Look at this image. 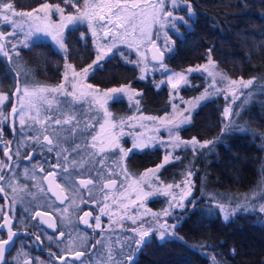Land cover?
<instances>
[{
    "label": "trees",
    "instance_id": "trees-1",
    "mask_svg": "<svg viewBox=\"0 0 264 264\" xmlns=\"http://www.w3.org/2000/svg\"><path fill=\"white\" fill-rule=\"evenodd\" d=\"M10 2L18 10L31 9L43 2L60 3L59 0ZM191 3L193 15L178 23L177 33L171 35L173 51L165 54L164 61L175 70L203 65L208 62L207 53L212 49L215 73L229 80L251 79L253 84L242 89L233 104L238 113L233 118V130L221 132L222 113L227 106L224 94L210 95L194 110L191 122L181 126L180 137H196L199 142L214 143L195 154L188 148L179 159L175 158L161 168L160 177L172 180L189 158L195 199L188 200L190 206L177 217L174 253L168 244H161L157 249L155 245L151 254L145 255V263L211 264V257L215 256L219 264H264V213L259 212V205L264 204V200H258L255 211L241 210L230 215L228 220L215 207L216 199L211 200V195L220 194L225 200L236 196L240 201L247 194L250 196L252 189L264 188V0H191ZM177 11L187 14L186 8ZM73 36L72 31L65 41L68 52L63 56L51 47L46 48L44 43L19 47V54L11 61L14 64L0 55V89L11 90L17 84L31 82L57 83L63 57L85 59L93 54L89 36L86 43L80 42L79 38L74 40ZM116 55L102 61L96 71L98 76L90 77L91 82L107 87L126 81L139 91V110L155 114L168 112L167 84L161 83L157 88L150 77L140 79L138 67L123 61L117 52ZM187 75L189 84L180 88L179 96L189 100L204 94L211 76L203 71ZM220 80L218 77L217 81ZM217 87L223 88L222 82ZM111 105H118L121 113L130 109L124 106L122 99ZM162 155V149L157 146L135 151L125 158L126 168L137 173L159 163ZM200 186L212 192L201 194ZM235 200L220 203L235 208L243 202ZM163 205L162 198H151L148 202L151 209L161 210ZM154 237L151 241L156 243ZM149 244L145 245L146 249L153 243Z\"/></svg>",
    "mask_w": 264,
    "mask_h": 264
},
{
    "label": "snow or ice",
    "instance_id": "snow-or-ice-1",
    "mask_svg": "<svg viewBox=\"0 0 264 264\" xmlns=\"http://www.w3.org/2000/svg\"><path fill=\"white\" fill-rule=\"evenodd\" d=\"M79 3V0H64V4L72 5V7H76V4ZM183 5L187 9V15L191 17L193 15V4L191 0H170V8L169 10V0H105L103 4H89L88 0H85L84 11L79 12L78 15H64V9L57 5H50L48 3H43L37 9H33L32 12L23 13L16 12L15 6L10 0H0V22L7 23L13 29L10 33L0 32V41H8L18 38V31L23 30V23L20 21L25 17L28 18L27 22L29 23L30 31L25 34L24 40H17V43H11L10 47L6 44H0V52L3 53L4 56L11 58L13 52H16L18 45H22L23 47H28V37L33 35V31H31L33 27V22H37L35 24V32H45L51 36L52 41H54L60 50H63L65 53L68 52L65 41V28H68L70 25H74L77 23H84L87 21L88 29L92 33L93 43H95V38L99 36V30H103L104 40H111L112 42L107 46V52H100L96 59L93 60L91 64L87 67L83 68L80 72L75 71L73 69V74L71 77L68 76L67 71H65V82L61 83L55 88H46V87H38L29 89L27 87L21 88L19 84L16 85V91L12 92L9 90L0 89V105H5L6 103L12 102V97L15 96L19 102L20 107L18 108L16 104H13L11 109V116L13 117L11 131L16 134L17 129L15 127V118L19 117V125H20V139L16 141L17 149L16 152L13 153L11 150V145L13 141L5 140V134L3 130H0V149L3 151L4 157L8 160L7 172H13L12 166V158L15 155L17 158L20 157V148L25 145L39 146L41 154H44L45 151L50 154L56 151V162L53 163L50 160L45 161V163L51 165L52 170H48L46 175L43 176V181H48L49 185H55L56 188H60L59 184H56L57 178V169H63L65 174L68 173V161L69 156L66 154L69 149L61 148L59 151V130L66 125H71L74 120H76V115L74 112H69L65 114L64 119L54 118V117H45L44 119H39V109L37 108V116H26L25 114V99L29 100V110H31L34 106L31 104L32 98L44 99L46 100L45 93L50 94H59L64 96L65 98H71V100H65L64 103L67 104L69 110H71L72 105L76 102L82 101L87 97H91L94 104L98 105L100 109H103L104 116L106 118L105 123H108L107 118L110 117L111 113L107 110V103L109 101H118L120 99V94H126L128 96L129 101H133V99L140 95L134 89L130 87L129 84H122L119 87L108 88L103 93L100 92L99 89L94 88L93 85L88 84L84 85L83 83L78 81V78L83 75L85 77L89 76L91 72H93L96 68L99 67L100 62L103 61L108 53H111L113 49L116 47V41L127 42L129 48L134 46V42H128V37L130 35H135L136 25L133 24V21L137 19V16L146 17V19L142 20V24L147 26L148 31L146 32L144 28H141L140 36L148 35L147 43L151 44V50L153 51V55L151 57L152 61H155L159 64L158 70L165 74L170 72L167 65L164 63L165 53L173 51L170 39L168 37V33L164 32V44L161 46L158 44L159 33H157V38H151V28L153 26L158 25L160 30H163L166 26H170L175 28V21H184V16H174L173 10L176 9L179 5ZM99 9V12L96 11ZM139 9V12L137 11ZM59 11L61 14V21L59 24L53 25L49 19L47 24L41 26L39 21L45 19L39 15L40 12H51V11ZM36 14V15H34ZM132 26V32L129 33L128 28ZM87 33H81L80 39L87 40ZM137 52L140 54L141 59L137 61H129V63H134L137 66L144 65L141 68V71H148L146 64V57L143 53L140 52L141 44H135ZM99 51V50H98ZM211 51L209 49L208 55V64L207 65H198L195 68H188L187 73H193L198 71L207 72L209 76L213 77L212 83L205 89V93L199 97H196L194 100L187 101V107L183 109L180 108L179 105L172 103L173 107V115L169 118L167 115L163 118H159V122L161 126L165 127L169 132V140H157L155 137H149L146 141L144 139L143 134L139 137H134L132 148L124 149L120 147L118 138L116 136H112L110 141L107 144L101 142V146L98 151H96L97 145V137L92 136L91 143L87 140L84 141V149H82L80 144H76L75 147L71 148V152L75 154H79L82 150L87 151V159L82 157L79 161L72 160V166L75 167L77 165L80 166L81 169H84L91 163L94 167L96 162L98 161L100 167L97 168L98 175L102 172L103 166L105 164V160L102 158L109 149L119 148L121 157H128L134 150L136 149H145L151 146L152 143H159L168 153L164 156V160L162 164L156 165L155 168H151L146 170L144 174L141 176V180L138 184L147 183L149 187H152L150 181L154 178L158 180L157 173L159 170L164 167L165 164L170 162V157L172 156V152H169L171 148L173 151L176 149H186L188 147L192 148L193 153L195 154L198 150L210 147L214 141H204L203 143L199 142L196 137H192L190 140H182L179 135V130L182 125L188 124L191 122V118L193 116L194 110L200 105L202 101L207 99L210 95L213 94H224L226 105L223 109L222 118H223V127L221 128V132H229L233 130V118L238 115V113L234 110L233 104L239 98L238 92L242 89H247L249 85L253 84V80L244 81L240 80H229L226 76L221 75V80L217 81L215 79L216 75H220L215 72L209 71V69L214 68L215 64L211 58ZM18 55L19 53L16 52ZM66 69L71 68L72 65H65ZM140 79H144V76H141ZM73 81L71 83V91H68L67 85L69 81ZM226 87L220 88L217 87L218 83L225 82ZM167 84L171 90L170 94L172 95V100L175 101L179 97L180 88L182 86H186L189 84L188 75L184 72H173L171 75L167 77ZM164 83L161 81L157 83L155 87L159 88L160 84ZM182 99V98H181ZM49 103H51L49 101ZM140 101L136 100V104H139ZM0 117H3V123H7L8 116L5 115L2 111H0ZM92 119H95L94 117ZM148 119L152 120L154 123L157 118L149 117ZM29 121H32L30 124ZM46 121L48 123H46ZM36 125H39L40 128H36ZM123 126V121L121 122V127ZM93 127L91 121H89L83 130L77 127H73L71 132L75 135L79 133L82 136H86L88 134V130ZM105 125H101V128H104ZM115 127V125H112ZM27 129H35L36 135H29L26 131ZM48 133V134H45ZM175 133V135H173ZM42 136V140H41ZM53 137H56L54 141ZM219 139V137H217ZM34 155V152H29L24 157V159L31 160ZM61 157L63 158V162H61ZM179 159V157H176ZM5 167L4 161H0V170ZM36 166H34L35 168ZM27 169H25V174L27 175ZM40 173H44L46 169L41 165L39 167ZM192 172L188 171L185 181L183 182V188L178 195H173V188H179L180 185H166L165 189L161 192L159 189H156L155 192H143L141 190V194L137 196L136 200H131L128 205H125V209L132 206L138 205L139 207H143L144 200L148 197L153 196L157 193L163 194L165 196H172V200L169 201L168 207L162 209L161 212L151 213L150 210H145L144 216H148L149 214L152 217V222L149 223V226L145 228V221L141 219L139 214L135 216H127V219L132 221L133 225L139 224V228L133 227L130 231L132 232V236L128 238L127 241H117L116 243L121 245V251L119 255L124 257L120 259L118 262L114 260L113 256L110 254L108 257L109 264H135V254L142 250V247L150 242V234L153 232H159V238L161 241L165 240L168 236L175 235V228L177 225H169L168 217L172 215V210L175 208H184L185 202L192 196V184H191ZM33 178H35V172H33ZM127 175H125V179H127ZM8 180L9 184L5 185L3 182ZM42 181V182H43ZM264 183V181H262ZM79 185L83 187L93 186V180H80ZM117 185L116 180H108L104 185V189H109L115 187ZM11 186V178H9L5 174H0V192H6L7 187ZM51 191V187L48 189ZM13 193L16 192V188L12 187ZM59 198V197H58ZM107 199V198H106ZM213 200L216 199L215 196L212 197ZM256 200H264V188H261L259 191H253L251 196H245L243 198L242 204H237L235 208H231L230 205H225L224 203L217 202L215 207L219 208L220 212L223 213L224 219L228 220L230 215L235 214L238 211L244 210H256ZM173 201H175L173 203ZM94 203H96L94 201ZM99 207V204L97 203ZM0 212H3V223H0V232H3L5 228H7V238H0V264H13V261H9L6 258V252L9 250V247L12 245L17 233L13 231V218L10 216L12 212V208L10 207L8 211H5L4 208H0ZM101 214L94 217L96 224L95 228L99 229L102 227L100 220L101 216L109 215L107 211V205L100 210ZM259 212L264 213V204L259 205ZM44 217H49V219H44ZM92 218V212L86 211L83 216L80 217V220L85 225H90L89 219ZM125 217H121L124 219ZM33 219H40L42 224H47L49 228L57 230V225L54 222H50L51 214L48 212H40L36 211ZM161 219H163V223H161ZM111 220V216H110ZM65 236L64 232H59V235L56 237L57 242H61ZM41 239L40 235L35 236V241L39 242ZM49 240H53V236H48ZM135 241V247L133 248L132 241ZM74 242H70L69 246L62 251V254L57 255L55 253H49L50 258L55 256L61 264H70L68 260V254L71 253L75 261H80L82 257L85 256L84 251H75L71 252V247ZM101 243V241H97V244ZM125 248L127 249L125 251ZM93 250H95V245H93ZM111 253V249L109 250ZM235 253H233L234 255ZM19 255H27V253L21 252ZM207 257V254H204ZM16 264H19V258H14ZM25 264H30V262L26 261ZM32 264H38V262H32ZM55 264V261H53ZM103 264V262H102ZM211 264H219V261L216 260L215 256L211 257Z\"/></svg>",
    "mask_w": 264,
    "mask_h": 264
},
{
    "label": "rangeland",
    "instance_id": "rangeland-1",
    "mask_svg": "<svg viewBox=\"0 0 264 264\" xmlns=\"http://www.w3.org/2000/svg\"><path fill=\"white\" fill-rule=\"evenodd\" d=\"M60 3H48V2H43V3H48L50 5H57L59 4L61 8L64 9V15L68 16V15H78V9L79 12H83L84 11V5H85V0H79V3L76 4V7H72V5H65L64 4V0H59ZM73 2L75 3V0H73ZM105 2V0H88L89 4H103ZM41 3V4H43ZM37 5L31 9H15L16 12H23V13H28V12H32L33 9H37L39 8V6L41 5ZM180 8H185L182 4L179 5L176 9L173 10V15L174 16H184L185 20L189 17L185 12H183V14L179 13L177 10ZM169 10H172L170 8V0H169ZM97 12H99V9H96ZM139 12V9L137 10ZM36 15V14H34ZM39 15L41 17H44L45 19H43L42 21H39L38 23L41 24V26H43L44 24H47L50 21L53 25L59 24L61 21V14L59 11H51V12H40ZM146 19V17H140L137 16V19L135 21H133V24H135L136 27V32L135 35H130L128 37V42H134V46L129 48L128 43L127 42H121V41H116V47L113 49V51L111 53H108L106 58L112 54H114L116 57V52L118 54V56L123 59V61L127 62L130 65L133 66H137L134 63H129V61H137L139 59H141L140 54L137 52L135 44H141L140 47V52L144 54V56L146 57V64H147V68L149 69L148 71H141V68L144 67V65H140L137 66L138 70H137V75L140 78L141 76L145 77H150L152 79V81L154 82V84L156 85L157 83H160L161 81H164L167 84V77L168 75H171L173 72H184L186 75L187 73V69L190 67H187L185 69H180V70H175L173 68H171V66H169L167 64V62L164 61V63L167 65L168 69H170L171 71L168 72L167 74L158 71V70H153V69H158L159 68V64L157 62H152L150 60L149 57V52H148V46L150 45L149 43H147L148 40V35L145 36H140V31L141 28H144L145 31L147 32V26L145 24H142V20ZM28 18L25 17L23 20H21L20 22L23 23V30H19L18 31V38L11 40V42L8 41H0V44H6L8 47H10L11 43H17V40H24L25 39V34L27 32L30 31L29 29V23L27 22ZM183 22V21H175V28H172L170 26H166L163 30L159 29V26H153L151 28V38L156 39L157 38V33H159V39H158V44L161 46H163L164 44V32L166 31L168 33V37L170 39V42L172 44L173 42V38H172V34L173 33H177V26L178 23ZM37 22H33V27L31 29V31H33V35L28 37V44L29 46H37L40 43H44L46 48H53L55 50H57L59 53L63 55H65L66 53L63 50H60L58 45L52 41L51 36L48 35L45 32H35V24ZM74 28H76L74 30ZM83 28V29H82ZM80 30V32H79ZM13 29L11 28V26L7 23H2L0 22V32H4V33H10L12 32ZM65 36L66 39L71 37V33L72 31L74 32V40H76L77 38H79L80 42L82 43H86L85 40H81L80 36L81 33H87V36L90 37V40L92 42V49H93V54L90 56H83L80 55L81 57H85L84 58H77V59H72L70 60L68 57H63L62 61H61V76H60V80L57 83H39V82H31L30 84L24 85V84H19V86L23 89L25 87L29 88L30 90L33 88H38V87H46V88H55L58 85H60L61 83L65 82V71H67V74L69 77L72 76L73 74V69H75V71L80 72L83 68L87 67L89 64H91L93 62V60L96 59L97 55L100 52H107V46L108 44H110L112 41L111 40H104L102 39L103 37V30H99V36L95 38V43H93V37H92V33L91 31H89L88 29V24L87 21H85L84 23H77L74 25H70L68 28H65ZM129 33L132 32V26L130 25L128 28ZM19 47H23L22 45H18L16 52H18V48ZM99 50V51H98ZM116 51V52H115ZM16 52H13L11 55V58L4 56L2 52H0V55L7 57L11 61L14 59ZM168 52H166L165 54H167ZM67 64L72 65L71 68H67L65 67ZM102 61L100 62L99 67L101 66ZM11 64H14L13 62ZM207 63L203 64V65H207ZM16 66V65H15ZM197 65L195 66H191L192 68H195ZM98 67V68H99ZM96 68L93 72H91L89 74V76L85 77L83 75H81L78 78V81L83 83L84 85H88L91 84L94 86V88L99 89L101 93H103L106 89L108 88H114V87H119L122 84H129L126 81L117 85H112V86H107V87H100L98 85H96L95 83L91 82V78L93 75L94 77H97V69ZM19 69L22 70V68ZM209 71L214 72L213 68L209 69ZM25 73V72H24ZM217 73V72H216ZM220 74V73H218ZM16 75H14L13 77H15ZM218 77L221 78V75H216V78L218 80ZM213 81V77L211 76L210 79V84ZM73 81H69L68 85H67V89L68 91H71V83ZM223 88L226 87V81L222 82ZM168 86V84H167ZM131 87V86H130ZM132 88V87H131ZM16 89V85L12 87L11 91L14 92V90ZM134 89V88H132ZM137 93H139L138 90L134 89ZM171 90L168 86V98L167 101L170 104V109L168 112H164L163 114H155L152 112H142L141 110H139V104H136V100H138V96H136L133 101H129L128 96L126 94H120V99L123 100V103H125V107L130 108L128 110V112L125 113H121L120 109L118 107V105L116 107H113L111 105V102L113 101H109L106 105L107 110L109 113H111L110 117L107 118L108 123H105V116H104V112L103 109H100L98 105L94 104L92 101L91 97H87L82 101L76 102L72 105L71 110L75 113V115H80L83 117L82 120H86V121H91L94 124V133L93 136L97 137V149L96 151H98L99 147L101 146V142H103L104 144H107L110 139L112 138V136H116L118 138L119 141V145L120 147H123L124 149H129L132 148L133 145V139L134 137H139L141 134H143L144 139L147 141L149 137H155L157 140H164L167 141L169 140V132L168 130L161 126L160 122H159V118H163L166 115L171 118L173 115V107H172V103L174 102L175 104L179 105L181 109H183L184 107H187V101L190 100H194L196 97H199L201 95H197L192 99H187L185 97H178L177 99H175V101L172 100V95L174 94H170ZM239 94V92H238ZM46 96V100L44 99H37V98H32L31 99V104L34 106L31 110H29V100L25 99L24 103H25V114L26 116H37V111L36 109H39V119H44L45 118V113L46 111H48L47 109L49 107L55 108V109H60L61 111L65 110L66 112H69L71 110H69L68 106L65 102V100H71V98H65L62 95L59 94H50V93H45ZM182 98V99H181ZM49 101L51 103H49ZM13 103L16 104V106L19 108L20 107V102L19 100L13 96L12 97V102L11 103H6L5 105H0V111H2L5 115L8 116V120L7 123H9V121L11 120L10 117V111L12 109L11 104L13 106ZM78 107H84L85 109H80L78 110ZM51 111V109H50ZM71 111V112H72ZM95 119H92V118ZM149 117H155L157 118L156 122L154 123L152 120L148 119ZM16 123L19 124V117L15 118ZM123 121V126L121 127V122ZM3 122V117H0V123ZM12 122H13V118H12ZM32 122V121H31ZM47 122V121H46ZM105 125L104 128H101V125ZM112 125H115V127H112ZM65 129V128H64ZM63 129V130H64ZM173 135H175V133H173ZM182 140H190L189 138H182ZM91 143V141H90ZM203 143V142H201ZM160 147L162 149L163 155H162V159L159 163L149 166L147 168H145L144 170H141L139 172H135L132 173L130 170H128V168H126V164H125V158L127 157H121L120 155V151L119 148H115V149H109L106 154L102 157L105 160V164L103 166V170L102 172L98 175V173L96 172L97 177L95 178V182L97 185V190L96 193H98V204H99V210H98V215L101 214L100 210L101 208H104L105 205H107V211L109 213V215H103L101 217H106L107 221H113V224L118 225V228H121L120 231H128V234L131 235V229L133 227H137L139 228V224L137 225H133L132 221L130 219H127V216H135L137 214H139L141 216V219L143 221H145V228H147L149 226V223L152 222V217L149 214L148 216H144V212L145 210H150L151 213H158L161 212L162 209L168 207L169 201L172 200V196H165L163 194L157 193L153 196L148 197L146 200H144V205L143 207H139L138 205L136 206H132L130 208H128L127 210L125 209V205H128L130 203L131 200H136L137 196L141 194V190L143 192H155L156 189H159L161 192L165 189L166 185H177L179 184L180 187L173 188V195H178L181 192V189L183 188V182L185 181V178L187 176L188 171H190L189 169V165L188 163H190V159L187 158L189 160L185 161V163L183 164V166L180 168V170H178V172L174 175V179L172 180H164L162 179L160 176V171L157 173L158 176V180H156L155 178L150 181V183L152 184V187H149L147 183L144 184H138V182L141 180V176L142 174H144L146 172V170L151 169V168H155L156 165L158 164H162L163 160H164V156L167 155L168 153L165 151L164 147L162 145H160L159 143H152L151 146L149 147ZM191 148V147H188ZM186 148V149H188ZM184 148H182L178 154L177 151L179 149H176L175 151H173L171 148L169 149V152H172V156L170 157V161L175 159L176 157H181L182 155H184L185 150ZM192 149V148H191ZM140 149H136L134 150L132 153H134L135 151H138ZM131 153V154H132ZM130 154V155H131ZM129 155V156H130ZM128 156V157H129ZM109 164V163H112ZM100 165L97 161V168H99ZM70 170H68V173L65 174L64 172H62V182L66 188L67 191V195H68V203H77L82 201L83 199V193L82 190L83 188L79 186L78 182L79 179L77 177H75L74 174H72L71 172H69ZM109 172V173H108ZM26 175V174H25ZM24 175V176H25ZM28 175V174H27ZM125 175H127V179H125ZM29 179V178H28ZM90 179V178H89ZM116 180L117 181V185L115 187L109 188V189H101L102 188V184L106 183L108 180ZM191 184H192V193L194 192L193 190V179L191 177ZM22 185H23V189L26 190V182L25 180L22 181ZM19 189H21V187L19 186ZM87 191L88 188L86 187ZM200 190H201V194L202 192L205 193L206 195H209L212 191H208L204 188V186H200ZM257 191V190H255ZM253 193V189L250 192V196ZM193 195V194H192ZM20 196L21 200L20 202H23L27 199V201H33V202H40V201H46V198L43 195H38L33 191H26L24 192H20ZM214 195H211V197H213ZM248 196V194L246 195ZM216 201L217 202H228L230 200H235L236 196L225 200L220 194H217L216 196ZM107 198V199H106ZM151 198H162L163 200V207L159 208L161 210H156V209H151L148 206V202L149 199ZM244 198V197H243ZM243 198L240 200L242 201ZM195 197L191 196L188 200H194ZM48 200V199H47ZM87 200H89V198H87ZM188 200L185 202V207L190 206L191 202H188ZM211 200H213L211 198ZM236 202L238 201L237 199L235 200ZM238 201V202H240ZM175 201H173L174 203ZM243 203V202H241ZM240 203V204H241ZM259 203L258 200H256V207H258ZM24 206V205H22ZM25 207V206H24ZM184 208H175L172 210V215L168 217V223L169 225H173L174 221L171 220V218H174V220L177 223V217L180 214L179 212H181L182 210L185 209ZM232 208V207H231ZM24 209L29 210L30 208L25 207ZM30 211V210H29ZM26 212L25 214L29 213ZM223 215V213H222ZM110 216H111V220H110ZM121 217H125L124 219H121ZM224 217V216H223ZM170 220L172 222H170ZM161 223H163V219H161L160 221ZM123 227H120L122 226ZM175 235L174 236H168L165 240L161 241L159 238V232H153L150 234V247L149 249L145 248V245L142 247V251H143V255H139L138 257H135V260H137V264H146L145 263V255H150L151 251L154 250L155 245H157L156 249L159 248L161 246V244H168L169 250L171 252L174 253V251L176 250L175 248V243H176V231L174 230ZM155 236V237H154ZM153 237L156 239V243L152 242L151 240H153ZM119 246H121L119 244ZM109 248V246L107 247V249ZM112 251H114V246L111 249V253H113ZM119 251V250H118ZM163 251V250H162ZM158 251H156L157 253ZM110 253V254H111ZM155 253V254H156ZM154 254V255H155ZM156 256V255H155Z\"/></svg>",
    "mask_w": 264,
    "mask_h": 264
},
{
    "label": "flooded vegetation",
    "instance_id": "flooded-vegetation-1",
    "mask_svg": "<svg viewBox=\"0 0 264 264\" xmlns=\"http://www.w3.org/2000/svg\"><path fill=\"white\" fill-rule=\"evenodd\" d=\"M14 104V103H13ZM12 107V104H11ZM51 109V111H50ZM78 110L85 109L84 107H78ZM45 117H54L59 119H64L66 112L65 110L61 111L60 109H55L49 107ZM73 110V109H72ZM71 110V111H72ZM73 112V111H72ZM83 117L80 115L76 116V120L73 121L71 125L63 126L59 132L58 136L59 140V151L61 148L69 149L66 153L69 156L68 161V170L72 174L75 175L80 180H88L89 178L93 180V186H88V190L86 187L80 186L83 188V199L77 203H68V195L66 188L62 182V172L63 169H57V178L56 181L60 185V190L63 193L60 201L56 200V196H52L49 194L47 190V185L45 181H43V176L46 175L48 170L51 169V165L45 163V161H51L53 163L56 162V151L48 154L46 151L44 154H41L39 146L25 145L20 148V157L17 158L13 155L12 158V166L13 172H7L8 160L3 155L2 149H0V161H4L5 167L0 170V174H5L9 178H11V186L7 187L6 192H0V208H4L5 211L11 207L12 212L10 213L13 218V231L17 233L12 245L9 247V250L6 252V258L9 261H13V264H16L14 258H19V264H25L26 261L30 262H38V264H61V262L56 259L55 256H49V253H55L57 255L62 254V251L69 246L70 242H74L71 247V252L75 251H84L85 256L82 257L80 261H75L71 253L68 254V260L70 264H109L108 257L110 255V249L114 246V251L111 253L115 261H119L124 258L119 255L121 251V246H119V241H127L131 235L128 234V231H120L121 228H118V225L113 224V221H107L106 217H101L100 223L102 225L101 228H95L96 221L94 219L95 216L98 215V193H96L97 185L95 182V178L97 177V162L95 167L89 163L88 166L84 169H81L79 165L73 167L72 160L79 161L82 157L87 159V151L82 150L79 154H75L71 152V148L75 147L76 144H80L82 149H84V141L87 140L90 144L94 133V124L93 127L88 130V134L86 136H82L79 133L73 134L71 129L73 127L79 126L80 130L85 128V125L89 122L86 120H82ZM31 124L32 122L29 121ZM48 123V122H46ZM4 127L6 130H4ZM12 121L9 123H0V130H3L5 134V140L13 141L11 150L13 153L16 152L17 144L16 141L20 139V125L15 123V127L17 129V133L14 134L11 131ZM36 128H40L39 125H36ZM65 128V129H64ZM64 129V130H63ZM29 135H36L35 129H27L26 130ZM48 134V133H45ZM54 141L56 137H53ZM42 140V136H41ZM141 150V149H140ZM29 152H34L32 159L29 161L24 159V157ZM61 162H63V158L61 157ZM113 165L112 163H109ZM43 166L46 171L44 173H40L39 167ZM34 166H36L34 168ZM25 169H27V174L25 175ZM33 172H35V178H33ZM109 173V172H108ZM25 175V176H24ZM29 178V179H28ZM26 182V190L23 189L22 181ZM43 181V182H42ZM5 185L9 184V181L6 180L3 182ZM79 184V182H78ZM105 184V183H104ZM102 184V190L103 185ZM19 186L21 189H19ZM12 187L16 188V192L13 193ZM33 191L38 195H43L46 198V201L33 202L27 201V199L23 202H20L21 197L20 192ZM89 198V200H87ZM48 199V200H47ZM94 201L96 203H94ZM30 208L29 210L24 209L25 207ZM28 214H25L28 212ZM36 211L40 212H48L51 214L50 222H54L57 225V230L49 228L47 224H42L40 219H33ZM91 211L92 218L89 219V225H85L81 222L80 217L83 216L84 212ZM44 219H49V217H44ZM176 225V221L174 218H171ZM170 220V222H172ZM0 223H3V212H0ZM123 227V224L122 226ZM64 232L65 236L61 242L56 241V237L59 235V232ZM40 235L41 239L39 242L35 241V236ZM48 236H53V240H49ZM0 238H7V228L0 232ZM97 241H101V243L97 244ZM93 245H95V250H93ZM109 248L107 249V247ZM133 248L135 247V241H132ZM119 250V251H118ZM127 249L125 248V251ZM21 252L27 253V255H19ZM143 251H139L137 257L142 255Z\"/></svg>",
    "mask_w": 264,
    "mask_h": 264
},
{
    "label": "water",
    "instance_id": "water-1",
    "mask_svg": "<svg viewBox=\"0 0 264 264\" xmlns=\"http://www.w3.org/2000/svg\"><path fill=\"white\" fill-rule=\"evenodd\" d=\"M148 52H149V57H150V60L152 61L151 57L153 55V51L151 50V44L148 46ZM152 62H155V61H152ZM16 91V89L14 90V92ZM11 113V111H10ZM12 121V116L10 114V117H9ZM56 184L57 181L55 182ZM45 184L47 185V190L49 189V187H51V191L48 190L49 194L52 195V196H56V200L60 201V199L62 198V195L63 193L61 192L60 188H56L55 185H49V182L48 181H45ZM59 197V198H58ZM138 252L135 254V257L137 256Z\"/></svg>",
    "mask_w": 264,
    "mask_h": 264
}]
</instances>
